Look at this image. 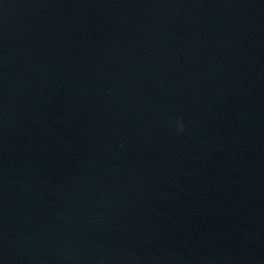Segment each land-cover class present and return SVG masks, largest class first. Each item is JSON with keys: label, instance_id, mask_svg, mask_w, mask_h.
<instances>
[{"label": "water", "instance_id": "water-1", "mask_svg": "<svg viewBox=\"0 0 264 264\" xmlns=\"http://www.w3.org/2000/svg\"><path fill=\"white\" fill-rule=\"evenodd\" d=\"M0 264H264V0H0Z\"/></svg>", "mask_w": 264, "mask_h": 264}, {"label": "clouds", "instance_id": "clouds-1", "mask_svg": "<svg viewBox=\"0 0 264 264\" xmlns=\"http://www.w3.org/2000/svg\"><path fill=\"white\" fill-rule=\"evenodd\" d=\"M182 127H183V126L181 125V130H182Z\"/></svg>", "mask_w": 264, "mask_h": 264}]
</instances>
